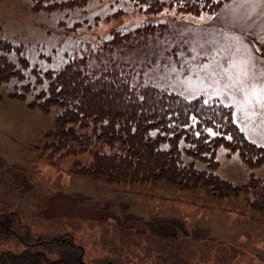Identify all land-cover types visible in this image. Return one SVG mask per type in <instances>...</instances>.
<instances>
[{"label":"rangeland","instance_id":"obj_1","mask_svg":"<svg viewBox=\"0 0 264 264\" xmlns=\"http://www.w3.org/2000/svg\"><path fill=\"white\" fill-rule=\"evenodd\" d=\"M149 5L88 0L47 11L34 10L32 0H0V41L11 47L0 56L22 75L0 83V214L12 212L31 234L70 236L86 262L125 248L181 254L188 264H264V215L245 210L241 194L215 198L201 186L93 181L73 172L89 162L86 154L59 158L44 149L60 109L45 114L32 105L42 100L43 75L82 60L90 74L117 68L134 91L152 86L229 107L245 138L264 147V0H229L218 12L197 16L167 5L153 14ZM182 159L199 172L210 169L208 161ZM213 161L212 174L230 185L264 179V165L248 166L231 145L217 147ZM14 218L2 228L14 231ZM0 232V264L57 258L9 229Z\"/></svg>","mask_w":264,"mask_h":264},{"label":"trees","instance_id":"obj_2","mask_svg":"<svg viewBox=\"0 0 264 264\" xmlns=\"http://www.w3.org/2000/svg\"><path fill=\"white\" fill-rule=\"evenodd\" d=\"M87 1L32 0L34 10L47 11L74 9ZM228 1L141 0L150 4L147 12L153 14L167 5V8L176 7L182 14L195 16L214 14ZM154 6L157 8L153 9ZM0 49L10 50L11 47L0 41ZM20 62L26 67L25 60L20 59ZM83 65L84 60L73 61L56 74L47 72L43 75L47 85L37 96L42 100L32 105H38L45 114L51 108L60 109L53 129L45 135L49 143L44 149L49 154L59 158L86 154L89 162L73 172L93 181L131 185L163 181L185 189L201 186L215 198L241 194L244 208L264 215V179L253 178L245 185L233 186L212 174L216 166L214 150L219 146L231 145L250 167L264 165V147L256 146L245 138L234 124L229 107L206 103L201 97L186 100L152 86L134 91L127 76L117 68L106 67L103 71H95L96 75L86 72ZM13 76L22 78L15 65L5 56H0V83ZM38 81L42 79L39 77ZM26 91H29L28 86ZM209 128L221 136L208 139L206 130ZM224 135L231 140L225 141ZM183 156L208 161L209 171L195 170L192 162H183ZM80 165L75 163L74 166ZM14 216V231L2 228L5 221L12 220ZM16 226L24 227L22 234L17 233ZM8 229L18 241H32V246L57 255L56 259L43 260L44 264H188L181 254L168 258V255L151 254L150 249L140 255L125 248L123 252L101 254L104 256L86 262L81 256V246L75 244L70 236L31 234L29 227L20 223L12 212L0 214V231L7 232ZM149 241L150 238L145 240ZM150 258L152 262L147 263ZM139 259L144 261L138 262Z\"/></svg>","mask_w":264,"mask_h":264},{"label":"crops","instance_id":"obj_3","mask_svg":"<svg viewBox=\"0 0 264 264\" xmlns=\"http://www.w3.org/2000/svg\"><path fill=\"white\" fill-rule=\"evenodd\" d=\"M252 41L256 43V41H254V40H252ZM245 59H246V61L249 62V63L252 62L251 59H250L248 56H246ZM263 62H264V61H263ZM231 68H232V67H231ZM244 68H245V67H244ZM240 204L243 205L242 203H240ZM244 209H245V210H248V209H246V208H244ZM244 209H243V211H245ZM249 211H251V210H249ZM252 212H254V211H252ZM247 213H249V212H247ZM244 220H246V219H244Z\"/></svg>","mask_w":264,"mask_h":264}]
</instances>
